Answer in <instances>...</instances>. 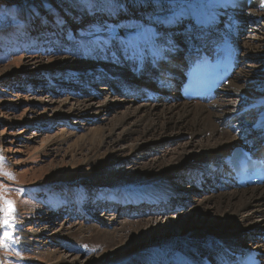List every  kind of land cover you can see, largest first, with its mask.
Segmentation results:
<instances>
[{"label":"rangeland","instance_id":"1","mask_svg":"<svg viewBox=\"0 0 264 264\" xmlns=\"http://www.w3.org/2000/svg\"><path fill=\"white\" fill-rule=\"evenodd\" d=\"M180 7L176 4V11ZM251 10L254 13L248 11L241 20L244 29L235 35L238 42L245 40L252 46L244 47L246 51L249 49L248 53L241 46L243 62L236 69L246 71L251 80L242 91L225 95L220 90L213 100L224 102L220 116L226 115L224 121H228L233 135L243 134L245 125L253 124L264 108L258 102L264 98V5ZM152 12L146 7L129 5L111 14L87 13L65 0H0V13H11L7 16L10 26L0 34V198L11 200L16 209L6 226L2 225L4 214L0 212V264H71L74 258L75 264H113L110 262L115 257L113 251L122 248L116 258L125 263L145 248L127 250L123 243L110 246L103 236L106 230L110 231L106 233L108 237L116 234L112 227L118 222L127 223L128 229L120 234L131 239L134 237L131 229L149 218L152 225L156 224V217L165 222L156 227L159 234L175 233L181 227L201 225L202 220L210 224L214 220V213L204 215V209L192 207L200 195L212 192L188 183L191 176L182 172H174L163 181L174 186V194L167 195L161 203L138 199L137 204L160 203L164 210L143 203L132 211L129 207L123 210L130 200L117 196L137 191L138 187H154L153 182L140 178L147 168L138 166L164 150L179 149L186 141L205 139L202 135L190 137L183 130L156 132L147 139H137L138 134L129 129L134 119H125L123 126L118 124L120 115L130 106L177 101L171 93L177 94L178 87L171 85H160L154 99L144 92H124L122 81L146 84L160 71L149 66L134 76L131 62L117 63L111 52L89 51L93 41L110 39L112 35L127 42L135 37L136 26L143 24L174 35L180 53L173 54L174 61L162 63L160 69L181 74L187 49L184 29L197 17L183 14L181 24L166 27L149 21ZM31 17H35L34 22ZM56 17H62L66 23L57 27L53 22ZM42 20L49 23L41 26ZM112 50L118 51V46L114 45ZM81 100L93 103L95 110L91 113L72 110ZM106 100L113 105L95 116L97 106ZM123 127L129 130L125 134L121 131ZM134 143H142L144 147L133 151ZM187 149L188 155H197L201 150L198 146ZM134 173L136 176L129 178ZM203 177L207 185L208 174ZM170 220L174 222L168 223ZM253 220L260 222L258 217ZM127 239L125 243L130 240ZM205 253L193 246L169 251L175 257L171 264L184 255ZM129 256L132 258L125 259ZM155 258L146 256V260Z\"/></svg>","mask_w":264,"mask_h":264},{"label":"bare ground","instance_id":"2","mask_svg":"<svg viewBox=\"0 0 264 264\" xmlns=\"http://www.w3.org/2000/svg\"><path fill=\"white\" fill-rule=\"evenodd\" d=\"M219 2L220 0H176V4L181 6L177 12L183 14L191 13L193 16L197 17L195 22H198L202 18L210 20L214 14L217 16L215 24L209 29L210 38L208 43L199 45L200 52L205 50L209 52L214 59H216L217 54L220 52H233L237 57V66L234 71L236 72V69L239 67L238 63L240 61L243 62L242 57L244 54L242 53L241 46L245 53H248L247 51L252 46L245 40L242 43L238 42L237 39H235V35L244 29L245 24L241 21L243 16L248 11L254 13L251 8L254 6H261L262 2L261 0H235L234 5L227 9L219 8ZM233 7L237 9L233 10ZM146 9H148V11L153 10L151 6L146 7ZM219 17H222L221 20ZM30 21L34 22L35 17H31ZM157 43H160V41H157ZM247 45L249 49L246 51L244 47ZM186 48L187 53L185 52V57L188 55L198 56L200 53L197 54L193 52L190 45H186ZM145 53L147 54L145 55L146 59L150 60V55L146 47ZM180 58L181 57L177 58L175 62H178ZM172 59L174 61V58L171 56L170 60ZM146 70L147 68L144 71ZM131 73H133L134 76L138 75V73H134L132 69ZM249 76L250 75L246 71L238 70L234 77L232 76V78H229L230 80H227L228 83L226 82V85L224 84L216 89V94L219 93L220 90L221 94L225 93V95L242 91V88L251 80ZM164 78L166 77H162L160 72L159 75H156L152 80L150 78L151 81L146 84H138L139 82L136 83V81H129V83L127 81H122L121 85L119 81L118 83L124 92H144V95L148 96L150 99H154L158 94L157 89L159 86L165 84L162 82ZM179 81V74L174 73L171 74L170 82L166 84L174 85ZM171 95H174L173 99L177 101H159L160 103L150 102L148 105L140 103L139 105L125 108L124 112L120 115L121 117L118 124L123 126L125 119H134L129 129L134 130L138 134L137 139H147L156 132L164 133L168 130H183L186 131L190 137L202 135L205 139L203 142L198 140L195 141L196 138L192 141H186L184 144L180 145L179 149L164 150L159 156L151 158L147 163L138 166V168H147L146 171L141 174L140 178L143 181L153 182L154 187L151 189L138 187L137 191L121 192L117 196L123 197L121 200L129 199L130 202L126 207H124V204L120 205V208L122 209L124 207L123 210H125L129 207L130 211H132V209H136L138 206L137 202H140L138 199L142 198L153 201L154 203H158L159 201L161 203V201L167 198V195L174 194V186L168 185L163 181L174 172H182L191 176L188 178L186 177L188 183L194 184L196 187L201 188V190L208 189L212 192L210 194L200 195L192 204V207L201 208L200 211L204 209V215L210 212L214 213V220L210 224L202 220L203 223L201 225L190 228L186 226L181 227L175 233H172V231H164L159 234L155 232L157 231L156 227H161L165 222H162L161 219L156 217V224L152 225L149 220L151 218H149L144 222L137 223L136 227L131 229L134 235V239L131 238L133 240L132 242H129L131 240L130 238V240L127 239V234H120V231L124 230L125 232L126 229H128L127 223L118 222L117 226L112 227V229H115L116 234L108 237L106 233L110 231L106 230L104 233L103 238L105 240L108 239V244L113 246L123 243L125 247L127 246V250L133 247H144L145 249L140 255L125 263H121V260L116 258L123 248L117 249L113 251L115 257L112 258L110 262L116 264H166L168 261V264H171L175 257L169 255L170 250L174 248L185 249L192 246L198 247L206 251V253L199 256H181V258H177V262L174 264H224L229 261L231 252L240 249H252L258 252L259 257L264 261V238L260 239V237L264 236V184L252 185L250 188L244 187L241 190H236L230 177L225 173L223 166V158L232 147L236 145H249L252 140H255L256 137L262 133L260 130L256 129L254 125L258 121L264 120V108L259 118L253 124L248 123L245 125L246 131L243 134L235 133L233 135L231 128L227 125L228 121H224L227 118L226 115V118L220 116V112L224 111V102L220 99L213 101L216 96L206 98L203 101L195 100L192 101L193 103H190L182 97L180 91H178L177 94L173 92ZM179 98L183 101L180 102ZM258 102L264 106V98L261 97ZM63 104H65V102H63ZM78 104L79 105L74 106L72 110H82L91 113V110L94 109L93 103L91 102L86 103L81 100ZM110 105H113V102L110 100L104 101L97 106L96 112H93L95 113L94 115L102 114L106 106ZM121 131L125 134L129 130L123 127ZM253 131H256V133H253ZM195 146L201 148L200 152H198L199 154H186L187 148H193ZM143 147L144 145L142 143H134L132 145V150L139 151L142 150ZM203 174H208L209 176L206 182L207 185L204 183ZM134 176H136L135 173L129 176V178ZM131 193L135 194L131 195ZM141 203L148 206L153 205L155 209L164 210V208L159 207L160 203ZM189 210L194 211L193 209ZM147 211L150 212L148 209ZM253 217H258L260 222H254ZM173 222V220H170L168 223ZM151 230H153V233L150 234ZM125 238L129 240L127 243H125ZM160 239L163 240L161 242H155ZM109 252L112 251H107V253ZM147 255H153L156 256V258L146 260ZM128 258L132 257L129 256L125 259ZM75 259L76 258L72 259L71 264L76 263Z\"/></svg>","mask_w":264,"mask_h":264},{"label":"snow or ice","instance_id":"3","mask_svg":"<svg viewBox=\"0 0 264 264\" xmlns=\"http://www.w3.org/2000/svg\"><path fill=\"white\" fill-rule=\"evenodd\" d=\"M71 5L82 7L87 13L109 12L114 13L122 8H127L129 5L133 8H145L151 6L152 14L149 15V21L158 26L172 27L179 25L183 21V13L176 11V0H65ZM264 5V0H261ZM235 0H220L219 8L227 9L233 6ZM11 13H0V34L3 33L6 26H10L7 16ZM217 16L214 14L210 20L200 19L198 22H193L191 26L184 29V40L186 45H190L195 53L200 52L201 44H207L210 38L209 29L215 24ZM57 27L63 26L66 21L62 17H56L53 21ZM49 23L47 20L41 21V26H46ZM137 31L135 37L127 42L120 40L116 35H112L110 39L93 41V46L89 49L91 52L103 51L111 52L115 62L121 60L131 62L133 72L142 74L146 67H152L161 72L163 83L170 82L171 73H164L160 69L162 63L169 62L173 54H178L180 45L176 42L174 35L169 31H160L157 28H148L143 24L136 26ZM160 41V43H157ZM118 46V51H113V46ZM145 47L150 55V60L145 57ZM254 127L261 132H264V120L258 121ZM0 207L3 219L2 225L9 224L11 217L16 209L11 200L0 198Z\"/></svg>","mask_w":264,"mask_h":264}]
</instances>
